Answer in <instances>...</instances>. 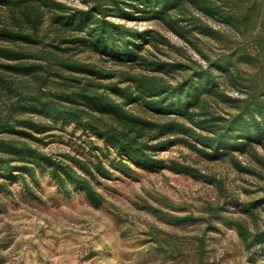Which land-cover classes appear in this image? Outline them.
Masks as SVG:
<instances>
[{"label": "trees", "instance_id": "trees-1", "mask_svg": "<svg viewBox=\"0 0 264 264\" xmlns=\"http://www.w3.org/2000/svg\"><path fill=\"white\" fill-rule=\"evenodd\" d=\"M80 2L84 7L60 0H0V134H10L0 135L3 178L26 187L27 178L38 184L37 170L45 171L66 194L74 187L92 206L103 203L90 181L110 172L100 154L94 170L75 157L55 160L30 142L40 141L36 135L56 122L97 135L105 151H113L109 164L120 173L166 166L199 175L192 166L175 160L165 165L156 156L172 143L208 160L231 156L237 166L238 155L264 148V0ZM192 8L233 31L234 41L212 57L203 54L205 64L149 60L143 46L168 40L155 29L126 23L154 20L184 37L186 22L200 27ZM83 51L112 65L73 58ZM135 64L143 72L131 70ZM227 86L240 94H230ZM224 202L211 208V216L231 220L245 248L257 247L264 256V229L229 216L231 201ZM261 203L264 197L235 202V208L253 215Z\"/></svg>", "mask_w": 264, "mask_h": 264}, {"label": "rangeland", "instance_id": "rangeland-1", "mask_svg": "<svg viewBox=\"0 0 264 264\" xmlns=\"http://www.w3.org/2000/svg\"><path fill=\"white\" fill-rule=\"evenodd\" d=\"M60 1L84 7L80 0ZM190 12L200 27L186 22L190 29L184 37L158 21L110 18L165 36L167 43L143 46L149 60L205 64L203 54L212 57L234 41L233 31L199 10ZM73 58L112 65L88 51L74 53ZM131 70L143 72L138 64ZM227 88L234 96L240 94ZM36 136L41 140H31L32 145L55 160L68 162L69 156L75 157L93 168L100 154L110 172L90 181L103 203L92 206L74 187L66 194L45 171L37 170L38 184L27 178L26 187L0 175V264H264L257 247L245 248L231 220L211 216V208L230 200L229 216L246 221L254 230L264 229V203L253 215L235 208V202L264 197V148L256 146L238 155L237 166L231 156L208 160L184 144L172 143L156 156L165 165L175 160L192 166L199 175L166 166L133 167L120 173L109 164L113 151L107 153L97 135L72 122L53 123ZM91 143L102 150L90 147Z\"/></svg>", "mask_w": 264, "mask_h": 264}]
</instances>
